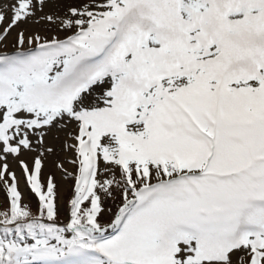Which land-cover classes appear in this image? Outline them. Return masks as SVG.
<instances>
[{
    "label": "snow or ice",
    "instance_id": "1",
    "mask_svg": "<svg viewBox=\"0 0 264 264\" xmlns=\"http://www.w3.org/2000/svg\"><path fill=\"white\" fill-rule=\"evenodd\" d=\"M0 186V264H264V0H0Z\"/></svg>",
    "mask_w": 264,
    "mask_h": 264
},
{
    "label": "rangeland",
    "instance_id": "2",
    "mask_svg": "<svg viewBox=\"0 0 264 264\" xmlns=\"http://www.w3.org/2000/svg\"><path fill=\"white\" fill-rule=\"evenodd\" d=\"M15 37V33L13 32L12 36L9 37V44L12 43V41L14 40ZM58 137V138H55ZM64 140V133L63 132H59L56 133L55 130L53 131V133L49 136L48 138V142L55 148L56 150V154L49 156L46 161H45V168H44V176L46 177L48 173L52 172L55 173L56 178H57V182L60 185V189L61 192L63 194V199H64V207H67V200L70 198L71 196V184L72 181L71 180H63L59 170H57L54 167V161H57V159L63 160L66 156L67 158H71V156L65 152H63L61 150V145L63 143ZM26 159H30V157H24ZM12 165H13V169L16 171L17 176L21 178V183H20V190L23 194V201L24 203H28L27 200V188L28 186L24 183L23 181V177L22 174L20 172L19 167L16 165L15 161H11ZM65 167L69 168V170L71 171V166L70 165H65ZM3 187L0 186V204H2L3 202V190H1ZM109 206H111V203H109ZM66 219V214L62 213L60 216V220L63 221ZM109 220V217L106 216L105 217V222H107Z\"/></svg>",
    "mask_w": 264,
    "mask_h": 264
},
{
    "label": "trees",
    "instance_id": "3",
    "mask_svg": "<svg viewBox=\"0 0 264 264\" xmlns=\"http://www.w3.org/2000/svg\"><path fill=\"white\" fill-rule=\"evenodd\" d=\"M3 190V188L1 189ZM27 200H28V203L30 205V207L32 208L33 211L36 210V207H37V200H36V197L31 193L30 189L27 188ZM3 202L2 204H0V210H3L5 207H7V201H6V194L3 190ZM67 205V204H66Z\"/></svg>",
    "mask_w": 264,
    "mask_h": 264
}]
</instances>
